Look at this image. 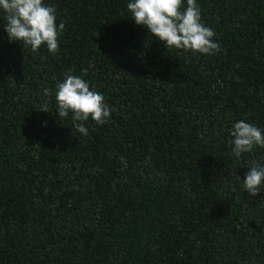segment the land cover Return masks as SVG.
<instances>
[{
	"label": "trees",
	"instance_id": "trees-1",
	"mask_svg": "<svg viewBox=\"0 0 264 264\" xmlns=\"http://www.w3.org/2000/svg\"><path fill=\"white\" fill-rule=\"evenodd\" d=\"M129 2L43 0L55 55L0 12V264H264V186L242 181L264 148L229 142L240 120L264 132V0H196L214 55L166 49ZM65 73L110 108L87 136L58 117Z\"/></svg>",
	"mask_w": 264,
	"mask_h": 264
},
{
	"label": "clouds",
	"instance_id": "clouds-1",
	"mask_svg": "<svg viewBox=\"0 0 264 264\" xmlns=\"http://www.w3.org/2000/svg\"><path fill=\"white\" fill-rule=\"evenodd\" d=\"M127 9L137 25L145 27L153 37L158 38L166 49L182 50L192 55H214L220 46L213 39L215 32L201 22V11L196 0H130ZM4 31L10 42H19L23 48L36 53L41 47L55 55L59 50L58 38L65 25L56 23V9L45 5L43 0H0ZM44 95H51L44 89ZM55 103L59 118L71 113L75 129L87 136L84 122L91 118L103 125L110 117V108L104 96L90 88L80 76L65 73V79L56 85ZM39 111L49 112L42 104ZM232 153L239 158L255 147L264 148V132L260 128L240 120L230 131ZM243 181V189L251 197L261 193L264 186V166L252 161Z\"/></svg>",
	"mask_w": 264,
	"mask_h": 264
}]
</instances>
